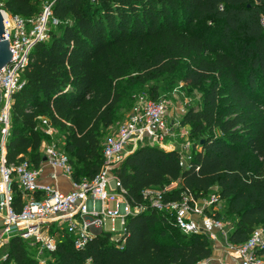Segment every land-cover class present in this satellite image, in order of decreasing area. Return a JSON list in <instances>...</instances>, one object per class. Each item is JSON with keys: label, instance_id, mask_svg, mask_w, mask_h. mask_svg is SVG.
Returning <instances> with one entry per match:
<instances>
[{"label": "trees", "instance_id": "obj_1", "mask_svg": "<svg viewBox=\"0 0 264 264\" xmlns=\"http://www.w3.org/2000/svg\"><path fill=\"white\" fill-rule=\"evenodd\" d=\"M45 1L0 0V5L30 19L41 14ZM53 1L58 24L31 49L25 84L12 96L7 164L43 163L39 125L48 119L67 134L63 150L74 180L93 179L104 162V133L123 117L124 104L139 88L182 71L184 85L205 91L201 105L189 107L183 117L192 140L186 164L179 150L145 141L116 168L127 200L141 208L128 216L117 240L106 230L76 248L65 234L55 251L46 252L45 264L210 259L209 236L185 234L171 210L150 204L147 189L163 191L167 203L188 194L201 199L217 187L235 220L232 244L264 228V0ZM147 96L161 100L155 86ZM14 189V209L21 211L22 195L16 184ZM5 254L3 264H42L35 248L18 236L8 240Z\"/></svg>", "mask_w": 264, "mask_h": 264}, {"label": "built area", "instance_id": "obj_2", "mask_svg": "<svg viewBox=\"0 0 264 264\" xmlns=\"http://www.w3.org/2000/svg\"><path fill=\"white\" fill-rule=\"evenodd\" d=\"M53 0H46L41 14L30 19L7 12L0 5L4 16V38L10 43L11 62L0 71V264L7 258L1 253L4 242L13 236L27 241L35 248L38 260L45 264L46 252L57 249L60 238L65 234L73 237L76 248H82L95 235L106 231V223L120 220L122 230L130 214L141 210L132 207L122 188L116 168L131 151L141 143L148 141L161 148L170 147V139L175 137L174 127L166 119L168 104L164 100H151L147 95L139 96L126 120L109 135L103 143L104 162L100 172L93 179L75 181L74 168L68 154L56 147L48 149L43 163L35 167L26 159L18 163H6V144L11 130L12 96L25 84L23 72L29 63V54L33 46L49 38L52 25L58 20L53 17ZM48 135L54 132V126L48 119H42ZM182 147L191 157L192 144L186 134ZM169 139V141H167ZM182 162L183 155H182ZM46 165L50 166V179L53 184L43 183ZM65 176L72 181V190L62 191L57 180ZM115 180L116 186L111 182ZM21 193L23 207L14 209L16 191ZM144 195L150 204L158 210H171L176 225L185 233L203 232L213 242L224 232V224L207 213L213 201L196 199L188 194L179 202L163 201V191L147 189ZM115 201V208L110 203ZM115 227L110 231L116 241L121 234ZM227 256L221 264H264V228L256 227L247 242L243 244L227 243ZM204 260L198 264H207Z\"/></svg>", "mask_w": 264, "mask_h": 264}, {"label": "rangeland", "instance_id": "obj_3", "mask_svg": "<svg viewBox=\"0 0 264 264\" xmlns=\"http://www.w3.org/2000/svg\"><path fill=\"white\" fill-rule=\"evenodd\" d=\"M183 73L182 71L179 74L176 75H166L163 78H161L158 81L151 82L149 85H146L144 87L139 88L134 95V100L138 96L141 95H147L155 86L158 89V96L161 100H164L168 104L169 114H167L166 119L167 122L174 127L175 130V137L170 139V141H176V148L179 149L181 154L183 155V161L186 162L189 160L188 156L190 154L189 152L184 151L182 145L186 141V134L188 135V131L183 128L187 125H182L183 117L186 113V110L191 106H199L201 105L202 97L205 91L204 88L200 89H189L186 85H184V82L182 80ZM133 100V101H134ZM131 100V103L127 101V105L124 104V115L123 117L119 118L115 125V127H112L108 131L104 133V139H106L109 135H112L117 128L126 120L130 113V109L133 105V102ZM126 103V102H125ZM123 109V110H124ZM40 131L43 134V140L40 148L41 155L45 156L48 149L52 147H56L59 150H63V147L66 142L67 134L66 132L59 130L58 128L54 127V132L52 135L47 134V129L44 125H39ZM189 129V126H187ZM169 141V139H167ZM192 143V140H190ZM131 149L127 148L126 152H130ZM176 185V184H175ZM69 188V187H68ZM217 187H213L211 192L208 194L207 197L201 198L204 200L213 201L215 198H218L217 200L213 201L211 204V207L207 209V213L211 215H219L221 218L220 220L224 224V232L220 233L218 235V242L212 243V257L210 260H208L207 264H221L224 261V258L227 256V243L229 242V234L232 232V230L235 227V220L233 216H230L227 212L228 209V202L225 199H220L219 195L217 194ZM212 198H214L212 200ZM111 208H115V201L110 203ZM113 227L117 231L122 230V226L120 224V220L113 223L112 221H108L106 223V230L112 231ZM7 249V242H4V244L1 247V253L5 254Z\"/></svg>", "mask_w": 264, "mask_h": 264}, {"label": "water", "instance_id": "obj_4", "mask_svg": "<svg viewBox=\"0 0 264 264\" xmlns=\"http://www.w3.org/2000/svg\"><path fill=\"white\" fill-rule=\"evenodd\" d=\"M5 35V25H4V16L2 11L0 10V71L7 66L12 59V52L10 49V43L7 39L4 38ZM184 125V122H182ZM46 160V157H44ZM113 188L116 186L115 180L111 182Z\"/></svg>", "mask_w": 264, "mask_h": 264}, {"label": "crops", "instance_id": "obj_5", "mask_svg": "<svg viewBox=\"0 0 264 264\" xmlns=\"http://www.w3.org/2000/svg\"><path fill=\"white\" fill-rule=\"evenodd\" d=\"M112 127H115V126H111L109 129H111ZM183 128H185L187 131L189 130L187 128V126L183 127ZM172 142L173 143H170V147H166V148H163V149H165V150L177 149L176 146H175L177 142L176 141H172ZM177 150H179V149H177ZM50 172H51L50 166L46 165V167H45V175H44V177L41 180L43 183H50V184H53V182L55 183V181L50 179V176H49ZM56 183H57L58 187L62 191L67 192V191L72 190V181L70 179L66 178L65 176H60Z\"/></svg>", "mask_w": 264, "mask_h": 264}]
</instances>
